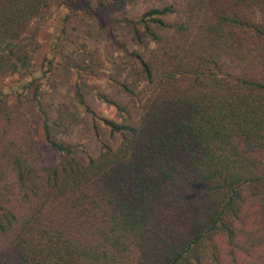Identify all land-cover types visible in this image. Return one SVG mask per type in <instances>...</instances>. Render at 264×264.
<instances>
[{"label": "trees", "instance_id": "trees-1", "mask_svg": "<svg viewBox=\"0 0 264 264\" xmlns=\"http://www.w3.org/2000/svg\"><path fill=\"white\" fill-rule=\"evenodd\" d=\"M144 1L111 18L157 50L120 49L128 65L93 90L114 118L75 88L118 136L94 125L82 161L68 106L49 116L34 77L53 65L31 31L50 0H0V264H264V0ZM65 64L100 70L86 52Z\"/></svg>", "mask_w": 264, "mask_h": 264}, {"label": "rangeland", "instance_id": "rangeland-1", "mask_svg": "<svg viewBox=\"0 0 264 264\" xmlns=\"http://www.w3.org/2000/svg\"><path fill=\"white\" fill-rule=\"evenodd\" d=\"M87 1L94 10L93 17L87 15L85 6L83 7V4H86L85 0H50V18L42 24L31 26L39 48L37 49L39 60L45 55V58L53 63L52 66L47 63L46 67L38 69L34 74L42 92L43 108L54 118L59 105L68 106V114L71 118L68 138L83 146L85 153L79 149L76 156L82 161L96 156L99 151V145L93 137L94 125H97L100 139L107 146L114 147L118 136L111 137L104 125L81 110L74 99L75 88H81L87 103L98 116L112 119L113 108L97 100L93 90L105 85L103 76L116 77V72L123 71L128 65L129 57L120 49L126 50L127 53L144 52L143 54L152 61H155L154 54L157 51L153 43L148 44L147 47L135 44L127 28L122 24L113 25L111 21V18L138 17L146 7L144 0H115L118 2V7L115 5L112 17L109 10L114 0ZM84 52L100 64L96 76H80L72 67L65 64L67 57L76 59ZM43 62L42 58L37 66ZM116 64L119 67H114ZM30 121L34 133H37V120L31 118ZM47 157L51 158L48 154Z\"/></svg>", "mask_w": 264, "mask_h": 264}]
</instances>
